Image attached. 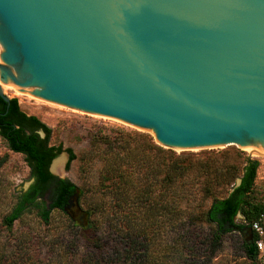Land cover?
I'll return each mask as SVG.
<instances>
[{
    "label": "water",
    "instance_id": "water-1",
    "mask_svg": "<svg viewBox=\"0 0 264 264\" xmlns=\"http://www.w3.org/2000/svg\"><path fill=\"white\" fill-rule=\"evenodd\" d=\"M0 81L150 132L167 148L235 143L256 156L264 0H0ZM78 198L64 211L79 213ZM238 231L251 239L249 227Z\"/></svg>",
    "mask_w": 264,
    "mask_h": 264
},
{
    "label": "rangeland",
    "instance_id": "rangeland-1",
    "mask_svg": "<svg viewBox=\"0 0 264 264\" xmlns=\"http://www.w3.org/2000/svg\"><path fill=\"white\" fill-rule=\"evenodd\" d=\"M19 105L22 111L36 115L50 127V145L61 144L64 149L72 150L74 159L66 171L63 169L64 174L54 175L76 183L84 195L78 199L80 212L75 216L68 215L64 210L52 209L48 221L44 222L37 209L31 206L14 221L10 230L5 228L2 225L3 217L15 206L20 193L28 188L31 177L23 154L10 150L0 136V255L6 254V264H121L119 259L112 263L99 262L100 251L112 248L113 251L122 250L119 244L114 246L110 233H131L132 243L141 242L143 228L146 226L148 238L145 243L148 252L153 251V255L161 256V259L171 261V264H248L242 247L244 238L240 232L236 229L226 231L220 243H212L215 224L208 222L204 216V211L212 201L226 197L232 185L215 187L211 192L195 189L189 201L182 200L180 208L187 205L192 207L195 216L192 225L184 221L179 223L166 220L151 225L146 224L141 214L132 217L131 212L127 218L124 217L126 213L120 212L121 208L116 210L114 216H110L109 198L102 194L99 181V156L103 152L104 138L119 136L129 140L143 135L177 155L205 156L222 150H234L242 157H247L246 151L238 148L235 143L214 149L179 151L162 146L150 132L109 119L67 107L36 103L33 99H24ZM62 152L65 155L66 151ZM67 163L68 160L65 168ZM259 177L255 180V191L260 195V190H264V180ZM239 221L240 214L237 215ZM125 222L128 224L126 229ZM91 223L92 229L84 234L83 231Z\"/></svg>",
    "mask_w": 264,
    "mask_h": 264
},
{
    "label": "trees",
    "instance_id": "trees-1",
    "mask_svg": "<svg viewBox=\"0 0 264 264\" xmlns=\"http://www.w3.org/2000/svg\"><path fill=\"white\" fill-rule=\"evenodd\" d=\"M50 132V127L36 115L22 111L17 97L6 101L0 95V136L10 150L23 154L30 177L35 178L29 188L20 193L10 213L3 217L2 225L9 230L14 221L31 206L47 222L50 211L53 208L63 210L72 194L78 191L79 197L84 195L76 183L49 171L51 160L63 150L68 153L66 169L74 159L70 148L49 144ZM102 144L99 181L102 194L109 198L110 216L121 208L120 212L126 213L124 217L127 218L131 212L132 217L141 214L146 224L154 225L157 221L164 223L166 220L184 221L192 225L195 221L192 207L187 205L180 208L179 203L189 201L195 189L211 192L215 187L232 185L226 197L215 199L204 211L205 219L215 224L211 242L218 244L226 231L239 230L243 226L233 221L237 213L250 221L264 211L262 196L255 191L258 163L242 157L239 152L222 150L205 156L177 155L143 135L129 140L113 136L104 138ZM237 177L240 178L239 184L234 183ZM126 222L125 229L128 225ZM88 229H92V223L83 233L86 234ZM143 230L142 241L134 243L130 241L131 233L122 235L111 232L112 243L114 246L119 244L122 250L113 251L112 248L100 251L99 262L112 263L119 259L121 264H171V261L153 255V251L148 252L145 243L148 238L147 226ZM242 247L248 264H258L253 241L244 239ZM6 262V254L0 255V264Z\"/></svg>",
    "mask_w": 264,
    "mask_h": 264
},
{
    "label": "built area",
    "instance_id": "built-area-1",
    "mask_svg": "<svg viewBox=\"0 0 264 264\" xmlns=\"http://www.w3.org/2000/svg\"><path fill=\"white\" fill-rule=\"evenodd\" d=\"M246 156L249 160H255L258 163L255 180L258 175L260 176L259 178L264 180V155L253 156L247 153ZM260 195L262 196V201L264 202V190H260ZM239 223L243 226L249 227L251 230V240L253 241L254 248L257 252V262L258 264H264V211L258 213V215L250 221L245 220L240 214Z\"/></svg>",
    "mask_w": 264,
    "mask_h": 264
},
{
    "label": "bare ground",
    "instance_id": "bare-ground-1",
    "mask_svg": "<svg viewBox=\"0 0 264 264\" xmlns=\"http://www.w3.org/2000/svg\"><path fill=\"white\" fill-rule=\"evenodd\" d=\"M0 89H1V92L6 94V95H15L18 98L20 104L23 103L24 99H28V100L33 99V100H35L36 103H45V104H50V105H54V106L55 105L61 106V105H58V104H55V103H52L49 101L41 100V99L37 98L36 96L26 92V91L9 87L5 83H3L2 81H0ZM61 107H64V106H61ZM263 155H264V152L259 154V155H256V156H263ZM65 158H66L65 155L62 154L61 156H57L53 160V162L51 164V170L53 173H57V174H61V175L64 174V171H63L64 167L63 166H64Z\"/></svg>",
    "mask_w": 264,
    "mask_h": 264
},
{
    "label": "flooded vegetation",
    "instance_id": "flooded-vegetation-1",
    "mask_svg": "<svg viewBox=\"0 0 264 264\" xmlns=\"http://www.w3.org/2000/svg\"><path fill=\"white\" fill-rule=\"evenodd\" d=\"M34 180H35V178H34V177H31V183L29 184V186L34 182ZM29 186H28V188H29ZM28 188H27V189H28ZM27 189H26V190H27ZM53 209H55V208H53ZM77 209H78V208H75L74 206H71L70 208L67 209V212H68V213H67V212H66V213H67L68 215H70V216H75V215H77V211H76ZM63 210H64V208H63ZM238 214H240V213H237V214L235 215V217H234V219H233L234 222H237V215H238ZM226 224H228V221L226 222ZM227 227H228V226H227ZM230 227H232V225H230Z\"/></svg>",
    "mask_w": 264,
    "mask_h": 264
}]
</instances>
